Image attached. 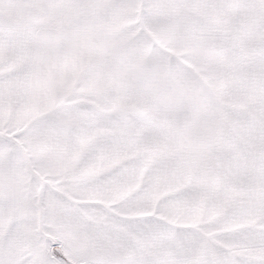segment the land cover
<instances>
[{
  "label": "snow or ice",
  "instance_id": "6c2138e0",
  "mask_svg": "<svg viewBox=\"0 0 264 264\" xmlns=\"http://www.w3.org/2000/svg\"><path fill=\"white\" fill-rule=\"evenodd\" d=\"M0 264H264V0H0Z\"/></svg>",
  "mask_w": 264,
  "mask_h": 264
}]
</instances>
